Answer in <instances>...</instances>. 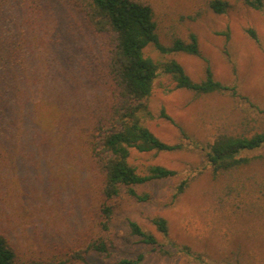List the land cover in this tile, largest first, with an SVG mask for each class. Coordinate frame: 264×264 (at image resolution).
Instances as JSON below:
<instances>
[{
  "label": "rangeland",
  "instance_id": "374dc122",
  "mask_svg": "<svg viewBox=\"0 0 264 264\" xmlns=\"http://www.w3.org/2000/svg\"><path fill=\"white\" fill-rule=\"evenodd\" d=\"M142 1L153 10L162 44L170 45L175 38L188 42L192 33L200 56L184 52L161 56L152 47L144 54L175 59L194 81L204 78L208 65L213 78L234 86L237 96L196 95L175 89L169 77L157 79L148 100L151 116L146 125L162 141L181 143L183 149L132 151L130 160L139 172L160 165L175 170L176 175L138 188V192L150 195L147 202L123 194L115 205L112 222L102 231L89 172L79 168L86 160L78 148L83 142L79 138L72 143L69 135L80 130L85 138L86 113L100 110L109 100L112 87L105 67L107 47L104 38L94 33L66 0H43L46 43L29 99L36 103L41 117L54 123L67 146L52 149L37 138L27 147L23 141L7 145L0 163V233L22 258L70 254L101 239L118 255L145 251L142 264H264L263 197L257 198L256 207L251 200L243 209L231 206L232 214L212 213L217 204L222 207L225 202L220 201L224 188L232 189L231 201L235 202L243 185L255 180L260 184L264 166L255 162L215 178L205 157L208 144L218 133H264V7L257 11L228 0L227 10L216 14L209 9L208 0ZM65 108L72 110L69 118L77 123L75 128L69 123L68 129H63ZM263 152L264 146L243 155ZM186 179L184 191L172 198L177 185ZM157 216L166 219L167 235L152 224L151 219ZM127 219L153 234L168 254L151 252L137 243L129 233ZM188 229L209 231V236L198 239L185 233ZM182 246L202 259L195 261L192 255H185L178 250ZM115 258L91 251L86 262L72 260L69 264H111Z\"/></svg>",
  "mask_w": 264,
  "mask_h": 264
},
{
  "label": "trees",
  "instance_id": "16d2710c",
  "mask_svg": "<svg viewBox=\"0 0 264 264\" xmlns=\"http://www.w3.org/2000/svg\"><path fill=\"white\" fill-rule=\"evenodd\" d=\"M66 2L81 15L94 33L104 38L107 47L105 67L112 87L109 100L100 110L95 109L94 112L86 113L85 118L80 117L84 118L87 124L85 138H82L80 130L73 133L76 136L69 135L72 143L79 138L83 142L78 148L83 150L86 160L79 168L89 172L91 190L96 195L94 209L100 219V229L104 231L112 222L115 205L123 194L136 201L147 202L150 195L138 192V188L152 181L176 175L175 170L160 165H151L143 172H139L130 160L132 151L148 153L183 149L181 143L171 144L162 141L146 125V119L151 116L148 100L157 79L169 77L175 89L187 90L196 95L229 93L236 97L237 92L234 86H227L215 80L208 65L204 78L194 81L175 59L161 60L145 55L144 50L152 47L161 56L178 52L200 56L197 38L192 33L189 34L188 42L180 38L173 39L170 45L160 42L153 10L148 3L142 0H66ZM235 2L257 11L264 7V0ZM207 4L216 14H223L229 7L228 0H208ZM42 6L43 0H0V163L5 158L7 145L14 142L23 141L27 147L37 138L39 143H44L49 148L57 146L59 149L67 146L58 136V129L54 123L41 117L36 110V103L29 99L30 94L33 96L34 92L32 87L35 83L33 75L36 65L41 57L43 58L41 54L46 43L47 34L44 26L47 12ZM248 32L255 38L251 30ZM64 99L68 98L64 96ZM65 109L67 116L62 119L67 120L63 122V129H68L69 123L75 128L77 123L69 118L72 110ZM161 116L169 119L164 112H161ZM262 146L263 132L251 136L218 133L208 144L205 157L212 169L213 177L217 178L255 162L264 166V152L257 156L243 155ZM188 180H182L177 185L172 198L175 199L184 191ZM259 182L255 180L243 185L235 202L231 201L232 189L224 188L220 201L225 202L222 207L217 204L212 213L232 214L231 206L243 209L251 200L254 207L259 196L260 199L264 198V179L260 184ZM151 222L159 233L167 235L168 223L165 218L157 216L152 218ZM126 224L130 235L136 238L137 243L144 245L151 252L168 254L165 245L160 244L153 234L142 229L136 221L127 219ZM185 233L198 239L209 236V231L199 232L196 229L185 230ZM170 245L176 247L174 244ZM178 250L185 255H192L195 261L202 259L187 246H182ZM91 251L103 254L107 258L116 256L111 264H142L146 260L145 251L135 255H118L101 239L92 241L85 249L70 254L66 251L62 255L51 254L42 259L22 258L7 237L0 233V264H69L72 260L86 262V255Z\"/></svg>",
  "mask_w": 264,
  "mask_h": 264
}]
</instances>
